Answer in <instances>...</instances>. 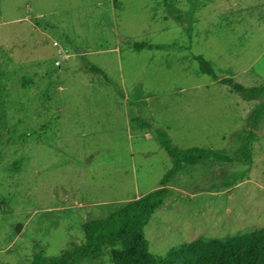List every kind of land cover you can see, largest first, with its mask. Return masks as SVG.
Segmentation results:
<instances>
[{
	"label": "rangeland",
	"instance_id": "374dc122",
	"mask_svg": "<svg viewBox=\"0 0 264 264\" xmlns=\"http://www.w3.org/2000/svg\"><path fill=\"white\" fill-rule=\"evenodd\" d=\"M197 56L220 79L263 86L264 0H0V264H31L38 244L58 259L86 223L160 187L173 160L134 120L177 149L238 157L260 100L202 74ZM254 132L251 166L173 178L145 230L156 259L264 229V118Z\"/></svg>",
	"mask_w": 264,
	"mask_h": 264
},
{
	"label": "trees",
	"instance_id": "16d2710c",
	"mask_svg": "<svg viewBox=\"0 0 264 264\" xmlns=\"http://www.w3.org/2000/svg\"><path fill=\"white\" fill-rule=\"evenodd\" d=\"M146 48L154 49L155 46L146 43L135 45L137 51ZM196 61L202 74L210 76L223 86H228L232 93L245 100H260V104L249 117L251 130L237 152L238 157L198 147L177 149L164 130L155 128L151 122L134 120L136 126L155 131L162 147L173 160V169L164 176L157 190L124 205L106 218L86 223L83 227L84 243H71L60 258L46 256L40 245H36L37 251L31 264H80L83 261L100 260L107 254L112 264H264V229L224 242L191 244L181 249L176 248L158 259L150 251L145 230L154 215L165 205L170 195L168 186L173 178L185 166L194 167L207 162H239L247 167L251 166L254 129L264 118V85L246 88L234 78L220 79L209 61L202 56H197ZM87 69L92 73L104 75L96 67L88 66ZM248 171L249 169L243 173L244 175L225 180L219 189L232 188L238 181L244 180Z\"/></svg>",
	"mask_w": 264,
	"mask_h": 264
},
{
	"label": "water",
	"instance_id": "95a60500",
	"mask_svg": "<svg viewBox=\"0 0 264 264\" xmlns=\"http://www.w3.org/2000/svg\"><path fill=\"white\" fill-rule=\"evenodd\" d=\"M85 53V51L81 50V49H78L76 51V54H83ZM16 231L19 233L21 231V225H19L17 228H16Z\"/></svg>",
	"mask_w": 264,
	"mask_h": 264
},
{
	"label": "crops",
	"instance_id": "0c3cea01",
	"mask_svg": "<svg viewBox=\"0 0 264 264\" xmlns=\"http://www.w3.org/2000/svg\"><path fill=\"white\" fill-rule=\"evenodd\" d=\"M153 192V191H152ZM149 194V193H148Z\"/></svg>",
	"mask_w": 264,
	"mask_h": 264
}]
</instances>
